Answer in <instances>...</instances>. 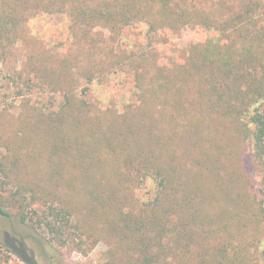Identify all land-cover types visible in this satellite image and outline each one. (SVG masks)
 I'll return each mask as SVG.
<instances>
[{
    "label": "trees",
    "instance_id": "1",
    "mask_svg": "<svg viewBox=\"0 0 264 264\" xmlns=\"http://www.w3.org/2000/svg\"><path fill=\"white\" fill-rule=\"evenodd\" d=\"M210 1L0 0L5 41L55 13L77 40L74 53H30L21 96L28 85L52 101H22L3 124L13 133L0 135V217L42 252L60 261L57 248L104 240L103 264H264V0H213L208 11ZM139 23L149 35L211 37L169 67L125 37ZM99 27L115 53L107 65ZM121 77L129 89L107 105L93 98ZM17 236L0 231V264H38Z\"/></svg>",
    "mask_w": 264,
    "mask_h": 264
},
{
    "label": "rangeland",
    "instance_id": "2",
    "mask_svg": "<svg viewBox=\"0 0 264 264\" xmlns=\"http://www.w3.org/2000/svg\"><path fill=\"white\" fill-rule=\"evenodd\" d=\"M214 5V6H213ZM213 7V8H212ZM215 2L212 0L204 4L203 8L211 11L214 10ZM97 32H104L96 35L98 42V49L103 65H107L115 55L110 53L112 43L108 41L110 33L107 30L99 27ZM149 28L144 23H139L131 30H127L125 37L128 41L139 40L144 47L146 46L151 51L160 64L173 67L181 62L180 52L187 49L191 45L201 44L211 37V33L201 29L185 27L178 34L170 33H154L149 35ZM80 34V33H79ZM81 35V34H80ZM5 37V36H4ZM3 36H0V135H10L13 133L4 131L3 124L6 125L13 122L14 117H17L22 112V104L26 101L28 104H35L41 101L48 103L52 101L51 94H45V101L41 98L38 89L32 95L27 92L29 86L26 85L25 94L21 96L22 87L27 83L21 76L24 65L27 63L30 53L40 52L42 49H56L58 51H67L74 53L77 50V40L72 30V20L64 14L55 13L53 15H40L30 20L22 31V26L14 36L5 41ZM152 37L150 42L149 38ZM11 42V43H10ZM150 42V43H149ZM79 46V44H78ZM81 48V46H80ZM123 76V75H119ZM131 79L126 77L112 79L109 90L106 92V86L95 88L94 99H103L104 105H107L111 100L117 98L118 90L121 88L129 89L131 87ZM84 86L80 87L81 92ZM84 94V93H83ZM115 95V96H114ZM25 100V101H24ZM24 101V102H22ZM3 141L0 138V164L3 161L5 154ZM0 178V193L5 194L7 187L4 186ZM35 206L40 212L44 208L42 203H37ZM42 208V209H41ZM0 231L15 235L21 241L15 244L16 247L24 246L26 250L35 251L36 261L38 264H103V255L108 250L109 246L106 241L102 240L99 244L91 250V245L87 244L82 250L73 249H59L61 253L60 261L56 260L59 257L53 253H44L40 250L37 243L31 238L32 233L28 232L19 222L14 221L9 223L0 217ZM20 236V237H19ZM18 249V248H17ZM55 262V263H54ZM11 264H19V262L12 261Z\"/></svg>",
    "mask_w": 264,
    "mask_h": 264
}]
</instances>
